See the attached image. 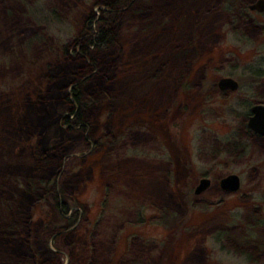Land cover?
Returning <instances> with one entry per match:
<instances>
[{
    "label": "rangeland",
    "instance_id": "obj_1",
    "mask_svg": "<svg viewBox=\"0 0 264 264\" xmlns=\"http://www.w3.org/2000/svg\"><path fill=\"white\" fill-rule=\"evenodd\" d=\"M253 1L134 0L115 13L116 39L77 83L86 131L71 133L49 100L107 0H0V264H264V140L244 136L264 101ZM222 78L240 88L219 91ZM231 174L242 186L226 194ZM56 194L79 219L71 229Z\"/></svg>",
    "mask_w": 264,
    "mask_h": 264
},
{
    "label": "trees",
    "instance_id": "obj_2",
    "mask_svg": "<svg viewBox=\"0 0 264 264\" xmlns=\"http://www.w3.org/2000/svg\"><path fill=\"white\" fill-rule=\"evenodd\" d=\"M131 1L132 0H107L108 5L106 7H108L111 10L119 9V8H122L123 6H128V4ZM131 6L129 8H131ZM105 14L107 15V12ZM107 19H108V15L106 19L101 20L99 22L100 27L99 28L97 27L95 31V29L93 28L92 19L88 18V21H87L88 28L87 29L89 30L90 35L88 37L85 36L86 38L83 37L79 39V45H80L81 50L79 53V57L77 59H74L75 63L81 64L80 69H78L77 73L74 71L69 74L63 75V77L61 78L58 77V82L56 81V85L54 87V90L56 89L54 95H57V97H53L51 100H49V104L51 105V107H53V110H54V112H52L53 117L55 116V113L58 108H63L65 109V111L71 113V116H73V118L68 117V116L64 117L65 126H68L67 127L69 130L68 132H71V133H73L74 130H79L83 132L86 131V124L82 121V114L85 110L84 102H85L86 96H84L83 94L82 87L78 85L77 83L83 78V75H85L86 73H90L93 70H96L97 62L95 61V58H93L92 53L95 50H100L102 48L105 49L106 47L111 46L113 44V41L116 39V35H117L116 29L118 26L116 25V23L114 26H112L113 27V29H111L112 31H108L104 29V26L102 28V24L109 25V26L112 25L113 22L107 21ZM87 29L85 31H88ZM108 33H110V35L108 39L105 40V36ZM86 57L87 59L88 58L91 59V62L94 66L88 64V62L86 61ZM46 115H47L46 120L51 118L48 116V114ZM45 125H43V127H45ZM227 151H229V149H227ZM54 198L56 199L57 209L61 217L63 218V221H65L67 224L66 225L67 229H71V227L73 228L74 226L72 225H74L75 223H78L79 219H75L73 222V217H71V215L69 217L68 216L69 214L67 212H64L67 208L66 202L64 200H61L57 194L54 196ZM230 244L234 245L233 243H230ZM51 254H52L51 252H48V256ZM47 260H48V257H47ZM49 261H50V256H49ZM49 261H46V262H49Z\"/></svg>",
    "mask_w": 264,
    "mask_h": 264
},
{
    "label": "water",
    "instance_id": "obj_3",
    "mask_svg": "<svg viewBox=\"0 0 264 264\" xmlns=\"http://www.w3.org/2000/svg\"><path fill=\"white\" fill-rule=\"evenodd\" d=\"M250 10L264 12V0H256L249 6ZM219 86L230 88L235 91L239 88V83L233 78H223L219 81ZM253 117L249 120L248 126L256 133L264 135V106L257 105L253 109ZM220 185L224 191L236 192L241 187V179L236 174H231L223 178ZM211 186V181L208 178L201 179L199 185L195 189L196 195H201Z\"/></svg>",
    "mask_w": 264,
    "mask_h": 264
},
{
    "label": "bare ground",
    "instance_id": "obj_4",
    "mask_svg": "<svg viewBox=\"0 0 264 264\" xmlns=\"http://www.w3.org/2000/svg\"><path fill=\"white\" fill-rule=\"evenodd\" d=\"M129 3V2H128ZM127 3V4H128ZM134 4V0H132L129 4H128V6H123L122 8H119V9H109L108 7H106V8H104L103 9V19L102 20H104V19H106L107 18V15H108V19H107V21H112L113 23H112V25L114 26L115 25V20L113 19L114 17V15H115V13H118V12H120V15L125 11H127L128 9H129V7L131 6V5H133ZM107 12V15L105 14ZM89 18H91L92 19V24H94L95 26H96V29H97V27L99 28L100 26V24H99V22L101 21L100 20V18L99 17H97V18H95V15H92V16H90ZM96 21H98V22H96ZM116 25H117V23H116ZM103 26H104V29H106V30H108V31H112L111 29H113V27L110 25H105V24H102V28H103ZM94 29H95V27H94ZM96 29H95V31H96ZM85 35H86V37H88L89 35H90V32L89 31H86V33H85ZM109 35H110V33H108L106 36H105V40H107L108 39V37H109ZM85 37V36H84ZM85 37V38H86ZM83 38V37H82ZM81 39V38H80ZM86 61L90 64V65H92V66H94L93 64H92V62H91V59L90 58H88L87 59V57H86ZM131 93H133L134 91H130ZM136 92V91H135ZM85 106V105H84ZM65 116H68V117H71V118H73V116H71V113L70 112H68V113H66V114H64L62 117H59V119H58V123L59 124H61L62 123V120H63V123H64V117ZM82 121L84 122V123H86V118H85V115H84V112H83V114H82ZM50 124V123H49ZM49 124H46L45 125V129L49 132L50 130H51V128L49 127ZM66 128L68 127V126H65ZM60 146H62L61 144H60ZM45 158H48L47 157V154H45ZM51 161V160H50Z\"/></svg>",
    "mask_w": 264,
    "mask_h": 264
},
{
    "label": "flooded vegetation",
    "instance_id": "obj_5",
    "mask_svg": "<svg viewBox=\"0 0 264 264\" xmlns=\"http://www.w3.org/2000/svg\"><path fill=\"white\" fill-rule=\"evenodd\" d=\"M238 82V81H237ZM239 83V82H238ZM240 85V84H239ZM239 88H240V86H239ZM217 89H219V91H221V92H235V91H237V90H235V91H233V90H231L230 88H222L221 86H219V81H218V83H217ZM257 105H260V106H264V101L263 102H258V103H254L253 102V104H252V106H251V108H250V112H249V117H248V120H247V124H246V134L244 133V136H246L247 138H248V141H263L264 140V135H262V134H259V133H256L255 131H253L252 129H250L249 128V126H248V123H249V120L251 119V117H253V115H254V113H253V109H254V107H256ZM234 151H237L236 149L234 150ZM233 153V152H232ZM221 182V181H220ZM242 186V185H241ZM219 187H220V189L224 192V193H226V194H232V192H227V191H224L223 189H222V187H221V185H220V183H219ZM241 190V187H240V189L238 190V191H236V192H239ZM236 192H233V193H236ZM234 244H235V246H236V248H239V247H242V250L241 251H245V248L247 247V245H240V244H238L237 242H235L234 241ZM244 249V250H243Z\"/></svg>",
    "mask_w": 264,
    "mask_h": 264
}]
</instances>
